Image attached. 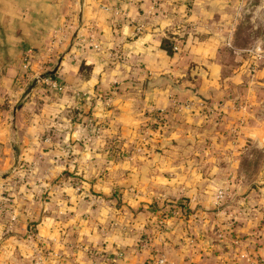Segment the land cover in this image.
Wrapping results in <instances>:
<instances>
[{"label":"crops","instance_id":"1","mask_svg":"<svg viewBox=\"0 0 264 264\" xmlns=\"http://www.w3.org/2000/svg\"><path fill=\"white\" fill-rule=\"evenodd\" d=\"M225 2L0 0V252L6 247L19 248L21 243L23 254L10 257L13 264H30V252L27 249L28 256H25V246L30 245L27 238L32 230L31 204L34 200L38 202L39 222L38 227L34 223V229L39 232L47 207V200L41 203L40 199L50 196L55 199L63 196L65 203L78 213L77 221L65 227L72 242L81 247H100L108 256L120 250L124 254L123 258H110L107 263L148 264L161 258L165 264H204L200 259L201 250L211 246L203 239L210 235L207 225L195 226L180 222L179 218L161 226H148L139 221L140 215L146 213L142 209L136 213V209L154 195L176 199L184 194L190 197V211H196L199 206L208 207L212 193L204 192L202 184L212 174L214 178H221L227 167H217V157L213 158L214 163L201 160L200 154L209 149L217 153L231 150L226 135L229 126H234L233 121L243 122L237 123L236 133H232L237 139L235 145L242 142L247 149L264 147V91L257 89L264 86V79L257 78L264 75V67L256 69L252 89L240 90L231 97L223 96L226 86H240L248 81L242 80V76L249 71L251 61L257 62L258 54L254 50V56L252 50L244 55L240 51L250 48L237 47L234 64L226 67L218 54L231 34L225 28L227 14L222 9ZM165 39L177 44L178 49L168 54L162 46ZM90 42L97 47H92ZM27 49L31 52L27 68L23 70L22 56ZM224 70H230V74L224 75ZM41 72L62 88L50 86L44 77L35 81ZM159 75L174 81L144 88L146 80ZM172 84L180 92L174 91ZM112 87L114 90L109 92ZM106 90L110 93L108 99L95 98V94L103 96ZM174 92H177L176 98ZM176 99L191 102L188 101V107H180ZM77 105L90 109L91 118L105 123L103 142L113 136L125 144L137 138L138 126L148 117L147 110L163 111V123L154 136L155 144L139 150L125 147L127 156L112 166L116 169L115 176L111 174L102 184L108 188L120 182V192L116 194L122 196L129 211L133 210L127 211L128 214L134 212L138 216V221L132 220L127 225L125 233H120L119 228L101 225L105 223L101 222L103 219L111 217L106 211L107 205L104 204L102 215V206L87 195L88 186L95 184L91 180L93 168L106 162L95 155L105 156L109 144L79 143L84 131L73 116ZM209 106L223 113L219 120L209 119L203 112ZM206 140L210 147L206 146ZM65 145L71 147L72 155L56 163L53 156ZM122 145L121 142V149ZM196 152L199 158L194 157ZM12 166L14 169L10 171ZM67 166L71 172L66 174V179H70L67 181L56 174L54 178L62 186L45 192L52 169L62 170ZM229 167L233 169L232 164ZM261 167L264 177V162ZM212 169L213 173L207 175ZM37 170L35 180L31 172ZM20 177L22 183L18 185ZM73 177L80 185L78 188L74 187ZM245 196L264 202L263 190L248 191ZM81 198L85 200L84 211L89 213L83 214L87 215L86 219L77 211ZM91 215L92 222H89ZM234 229L243 235L248 226L236 225ZM140 231H153L151 249L156 252L155 258L151 250H137ZM195 235L198 240L191 243L189 237ZM253 239L243 243L253 250L263 239L258 251L264 256V238ZM236 257L229 256L225 264H236ZM210 264L222 262L215 255Z\"/></svg>","mask_w":264,"mask_h":264},{"label":"rangeland","instance_id":"2","mask_svg":"<svg viewBox=\"0 0 264 264\" xmlns=\"http://www.w3.org/2000/svg\"><path fill=\"white\" fill-rule=\"evenodd\" d=\"M222 9L227 14V16L224 17L226 18L225 20L228 21H226L225 28H229L231 32V34H229L228 41H226L224 46L222 45L220 52H218L220 57H222L224 62H226V67H230L232 64H234L233 58L237 54L234 52V50H237V47L250 48L248 51H240L244 55L246 52L249 53L252 50L253 53L254 50H256L258 53L256 54L257 56L254 53V56L257 57V62L254 63L251 61L249 71H247L242 76V80L247 79L248 81L240 86L228 85L225 87L223 96L231 97V95L235 94L236 92H241L240 90L248 91L252 89L250 88V85L252 82H254L252 80L257 77L255 76L257 71L256 69L260 68L261 66L264 67V0H226ZM26 68L27 67H23L22 69L25 70ZM45 74V72L37 74L38 76L35 77V81L38 79L43 80ZM223 74L229 75L230 70H224ZM257 78L264 79V75L261 74ZM162 81L169 83V81L174 80H166L163 78ZM147 85L149 84H147L146 80V82H144L145 89ZM257 89L264 91V86H259ZM110 90H114V88H110L109 92ZM174 91H179L178 87L174 88ZM246 91L244 94H246ZM109 92L106 90L103 96L95 94V98L98 99L99 97V99H102L101 101H104L108 99V94H110ZM175 93L177 92L173 93L174 97L176 98ZM188 101L190 100L176 99L175 103L178 102L180 107H188ZM18 102H20V100H18L16 103ZM184 102H187V105H183ZM245 103V109H247L248 102L245 101ZM236 106H243V104H238ZM180 107L177 108L180 109ZM75 110H73L75 111V114L73 113V116L75 115L74 118L77 117V119L75 118V121L79 124V126H81L82 131H84L82 137L79 139V143L81 145L97 143L102 144V129H104L105 123L91 118V112L88 108L83 109L82 106L77 105ZM162 112V110L156 111L155 109H151L149 111L147 110L146 115L148 117L146 118V121L140 123L138 126L137 138L131 141L130 144L129 141L125 144L123 140L121 141L117 137L113 138V136H109L103 142L105 144H109V150L104 152L105 156L100 157L98 153L95 155L97 158L105 159L106 162H103V164H101L99 167L93 168L94 173L91 180L95 181V184L88 186L89 189L87 195L91 201H97V203L99 202L98 205L102 206L100 209L102 215L104 204L107 205L106 211L109 212L111 217H106L103 219V221H101V219L97 220V222H105L101 225L106 226L107 228L110 226L117 229L119 228L120 233H125L124 230L127 225H130L132 220L135 221L138 219V216H136L134 212L132 215L128 214V212H132L133 210L129 211L126 208L125 201L122 200V196L116 194L118 192L120 182H117L116 184L112 183L108 188L102 187V184L107 181V178H111L112 175L115 176L116 173L114 171L116 169L114 170L112 166L116 161L127 156L124 150L125 147L130 150H134L138 149L139 147H147L150 145V143L152 146L155 144V133L163 123ZM203 112L206 113V116L209 117V119L213 120H219L223 114L222 112H219V110H215L213 107L210 108V106L208 108L204 107ZM241 121V119L237 120L236 122L233 121L232 125L234 126L230 125L228 128V135H226V137L230 139V144L232 146L231 150H228L227 152H225V150H220V153H217L209 149L202 151L203 154H200V158L199 153L197 154L196 152L194 154V157H198L201 160L207 159L206 162L208 163H214L216 159L213 158L217 157V167H227L226 171H223V173L221 172V178H214V174H212L206 183L202 184L204 185L203 189L206 190L204 192L207 194L209 192L212 193L211 204L207 205L208 207L204 209L199 206V209H196V211H190L188 208L190 197L184 194L176 199H162L158 195H154L151 199L145 201L144 204H140L138 209H136V213L139 211V209H142L143 213H146L144 215H140L142 218H139L141 219L139 221L140 223H145L148 226H161L172 220H179V218L180 222H190L191 224H195V226H198L199 224L207 225V230L210 235L207 234V236H205L203 239L207 245L211 244V246H206V249L201 250L202 253L200 255V259H202L204 264H210L211 259H214L215 255H218L220 263L222 262V264H225L229 256L232 255L233 257H236V254L238 255V257H236V264H264V256L259 255L258 251V246L262 244V238H264V202L253 201L252 199L245 196L248 191H264V177L261 174V164L264 162V147L252 146L251 148L247 149L245 144L242 142H240L238 145H235L237 144V139L232 137V133H236L235 130H237V123L240 125ZM121 142L123 143V149L119 147ZM205 144L207 147H210L209 140H206ZM77 153L80 154V152ZM71 155V147L69 145H65L62 151L60 150V152L54 154L53 158L56 163H59L60 160L69 158ZM230 164L233 165V169L229 167ZM19 168L22 169L21 166ZM24 168L25 170L28 169L27 167ZM69 168L71 167L67 166L60 170L59 168L54 167L52 172H50L51 174H48L47 176V186L45 192L51 188L58 189L62 186L59 185V182L56 180V178H54L56 174L57 177L60 176L68 181L70 178L66 179L68 176L66 174L71 172L69 171ZM13 169V166L10 167V171ZM37 173H39V170L35 172L32 171L31 178L33 177L35 179L36 176H38ZM207 173V175H210V173H213V169L211 171L208 170ZM21 177L16 182L18 185L19 182L22 183ZM72 181L74 187L78 188L80 186L79 183L76 182V178L73 177ZM97 184L99 185L97 186ZM80 189L81 188H79L78 191H80ZM37 194H39L38 190ZM80 194L83 193L80 191ZM58 196L60 197V193H58ZM40 200L41 203L43 200H47V207L45 211L46 214L44 215L45 220L43 219L44 223L42 224L43 226L39 232L34 229V223H36V226L38 227L39 222L38 202L37 200H34L35 203L31 204L32 230L30 231V236L27 238L30 240V245L29 248L25 246V256H28L27 249L30 252V264H111L110 262L107 263L110 258H123L124 254L121 252V250L117 251L112 256H108L106 252H104L100 247L96 249H93L90 246L81 247V245L75 244L72 242V240H70L69 233H65V227H67L69 223L77 221L75 217L78 215V213L76 215L74 209H71L70 204L65 203L66 199H64L63 196L57 199H55L54 196H50L48 198H41ZM180 202H183V204ZM84 203L85 200L81 198L79 210L77 211H81V215L86 219L87 215L85 216L83 214L88 212L84 211ZM92 216L93 215L90 216L89 222H92ZM236 225L248 226L247 232H245L243 235H240L239 232L235 231L234 229ZM212 231L213 235H211ZM152 233L153 231H140V234L137 238L136 248L137 250L142 251L151 250L155 258L156 252L151 249ZM197 238V235L194 237L191 236L189 237V241L191 243H195V241L198 240ZM253 238H259L262 239V241L259 245H255L253 241L252 244L255 246H253L254 249L252 250V248H250L251 246L246 247L243 242L244 240H254ZM71 246L73 247V250H70L72 249ZM161 253L162 252L158 253L159 256L162 255ZM0 254V258L2 260L1 264H13L14 262H12L10 257L22 256V245L20 243L19 248H14L13 250L12 248L6 247L3 252H0ZM224 256H226V258ZM194 259L198 261L196 258ZM96 260L97 262H95ZM19 264L22 263L20 262ZM148 264L165 263H159L156 259H154L153 263L149 262Z\"/></svg>","mask_w":264,"mask_h":264},{"label":"built area","instance_id":"3","mask_svg":"<svg viewBox=\"0 0 264 264\" xmlns=\"http://www.w3.org/2000/svg\"><path fill=\"white\" fill-rule=\"evenodd\" d=\"M90 44H91L92 47H97V44H95V43H93V42H90ZM171 48H172L173 50H177V49H178L177 44L173 43V44L171 45ZM30 52H31V51H30L29 49H27L26 52H25V53L23 54V56H22V61H23L22 66H23V67H26L27 64H28ZM44 80H45L50 86L54 87V88L57 89V90H59V89L62 88V85H61L60 83L56 82L55 80L50 79L49 77H44ZM186 103H187V102H184L183 105H187ZM188 105H189V103H188ZM157 261H158L159 263H162V259H161V258H158Z\"/></svg>","mask_w":264,"mask_h":264},{"label":"water","instance_id":"4","mask_svg":"<svg viewBox=\"0 0 264 264\" xmlns=\"http://www.w3.org/2000/svg\"><path fill=\"white\" fill-rule=\"evenodd\" d=\"M163 78L166 79V80H168L165 76L159 75L155 79H151V80L149 79V80H147V84L153 85V84L159 83V82L162 81ZM170 83H172V82L170 81ZM172 85H173L174 88H177V85L176 84H172Z\"/></svg>","mask_w":264,"mask_h":264},{"label":"trees","instance_id":"5","mask_svg":"<svg viewBox=\"0 0 264 264\" xmlns=\"http://www.w3.org/2000/svg\"><path fill=\"white\" fill-rule=\"evenodd\" d=\"M171 45L172 44L168 40H166V39L164 41H162V46L165 48V50L167 51L168 54H170L171 51L173 50L171 48ZM48 75H51V73L48 74ZM180 203L183 204V202H180Z\"/></svg>","mask_w":264,"mask_h":264}]
</instances>
